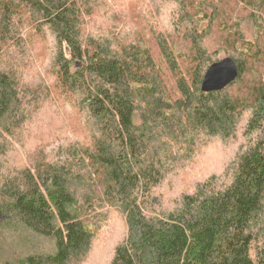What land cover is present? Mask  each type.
<instances>
[{
	"label": "trees",
	"instance_id": "16d2710c",
	"mask_svg": "<svg viewBox=\"0 0 264 264\" xmlns=\"http://www.w3.org/2000/svg\"><path fill=\"white\" fill-rule=\"evenodd\" d=\"M115 217L108 264H264V0H0V264H86Z\"/></svg>",
	"mask_w": 264,
	"mask_h": 264
},
{
	"label": "rangeland",
	"instance_id": "374dc122",
	"mask_svg": "<svg viewBox=\"0 0 264 264\" xmlns=\"http://www.w3.org/2000/svg\"><path fill=\"white\" fill-rule=\"evenodd\" d=\"M239 7V6H238ZM241 7H244V4H241ZM248 11L255 12L252 7H248ZM256 13V12H255ZM259 15V14H257ZM260 16V15H259ZM262 19V18H261ZM242 32L244 33L245 37L249 40H253L257 37V28L254 20H245L242 21ZM221 146L219 143L214 147ZM213 149V148H212ZM222 151H216L213 149L211 152L207 153L206 158L201 162H198V167L200 168L198 178L216 173L221 172L224 167H222L223 157L228 156L230 153L229 147H223ZM222 152V153H221ZM233 153V152H231ZM222 164V165H221ZM189 176L190 174L185 173L183 176ZM183 179V177H181ZM173 187L175 191L171 194L167 193L169 197H173L174 194L182 191L185 189V186L179 179L173 180ZM125 229L123 226V222L119 218H113L110 222L105 225L101 231L100 238L97 240V246L93 252L92 258L86 264H108L110 261L112 254L114 252L115 247L119 243V241L123 240L122 237L124 236Z\"/></svg>",
	"mask_w": 264,
	"mask_h": 264
},
{
	"label": "water",
	"instance_id": "95a60500",
	"mask_svg": "<svg viewBox=\"0 0 264 264\" xmlns=\"http://www.w3.org/2000/svg\"><path fill=\"white\" fill-rule=\"evenodd\" d=\"M239 77V68L235 60L227 57L214 63L205 74L202 90L207 93L219 92L236 82Z\"/></svg>",
	"mask_w": 264,
	"mask_h": 264
}]
</instances>
